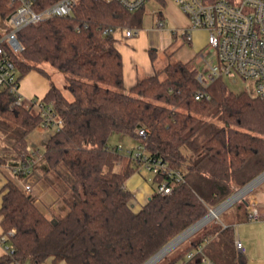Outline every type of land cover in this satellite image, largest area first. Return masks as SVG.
<instances>
[{
  "label": "trees",
  "instance_id": "obj_1",
  "mask_svg": "<svg viewBox=\"0 0 264 264\" xmlns=\"http://www.w3.org/2000/svg\"><path fill=\"white\" fill-rule=\"evenodd\" d=\"M0 0V17L12 12ZM55 0H42V6ZM162 5L165 0H157ZM164 19L163 10L156 12ZM145 5L131 11L117 0H79L73 13L30 24L18 33L14 54L19 80L31 71L47 77L48 64L66 74L69 99L51 83L42 97L62 124L28 175L13 169L31 154L28 137L43 116L34 102H15L0 91V168L9 178L0 208L7 263L144 264L176 236L264 171V101L235 93L224 78L204 85L191 61H170L127 89L117 30L142 28ZM153 55V54H152ZM204 93L196 98L197 93ZM144 129L146 135H139ZM143 145L151 160L181 169L169 194L155 191L139 209L126 181L141 167L130 151L110 144L113 134ZM167 177V175H164ZM163 176L155 175L154 182ZM168 179H171L168 177ZM41 181L65 212L50 216L26 182ZM232 219L206 226L165 264H198L187 253L203 243L215 264H247L236 247V225L249 219V204L236 203Z\"/></svg>",
  "mask_w": 264,
  "mask_h": 264
},
{
  "label": "built area",
  "instance_id": "obj_2",
  "mask_svg": "<svg viewBox=\"0 0 264 264\" xmlns=\"http://www.w3.org/2000/svg\"><path fill=\"white\" fill-rule=\"evenodd\" d=\"M78 1L55 0L42 6V0H10L9 6L12 8V12L5 20L4 29H0V91L8 87L18 104H22L26 100L34 102L35 107L43 116L40 128H51L53 126L59 128L62 121L55 115L52 106L46 104L42 98L27 99L20 92L19 73L14 59V54H19L23 50L18 33L30 24L57 16L71 15ZM117 1L127 9L134 11L145 5L148 0ZM174 1L189 21L187 28L182 29L183 37L187 41H191L190 30L206 29L209 32L208 43L216 52V61L209 64L207 73L198 74L200 82L207 85L219 77L229 78L233 81L242 78L251 82L252 95L264 101V0ZM157 24L159 27H164L166 22L164 19L158 18ZM139 31V28H129L125 30V35L131 37L137 35ZM203 96L204 93L199 92L196 98ZM138 133L142 136L146 135L144 129H139ZM119 148L123 149V145L119 144ZM130 153L154 176H163L160 181L154 182L156 184L155 191L169 194L174 185L183 180L184 172L181 169L171 168L160 159L151 160L145 153L143 145H138ZM41 155L39 149H34L30 155L23 153L25 161L18 164L13 169V173L31 174ZM164 175H167V177ZM168 177L171 179H168ZM24 188L27 193L33 192V185L30 182H26ZM249 208V219H258V208L255 206H249ZM7 239V234L0 237L6 252L11 253V247L7 243ZM207 242L208 238L190 250L187 253V259L198 256V264H215L214 260L205 252ZM236 247L240 252L245 250L243 243L238 238H236ZM26 264L34 263L28 262Z\"/></svg>",
  "mask_w": 264,
  "mask_h": 264
},
{
  "label": "crops",
  "instance_id": "obj_3",
  "mask_svg": "<svg viewBox=\"0 0 264 264\" xmlns=\"http://www.w3.org/2000/svg\"><path fill=\"white\" fill-rule=\"evenodd\" d=\"M156 12L153 14L151 23L145 28H140L137 35L126 37L125 30H117L115 32L116 45L123 56L124 82L127 89L132 87L141 77L153 75L156 70L162 68L170 61L182 60L194 61L195 63L199 53L201 57H204V53L192 44V40L184 41L177 39L178 35H182L183 37L182 29L187 28L189 21L185 24L179 21L173 13L166 12L164 13L166 24L164 27H159ZM185 42H188L189 46H183ZM49 88L50 82L48 79L37 71H31L20 81V92L27 99L32 97L42 98ZM36 133L44 135V130L38 127ZM37 134H34V137ZM51 134L47 135L46 139L42 142L45 146ZM39 144L41 143L33 144L34 147L31 150L39 149L40 154H43L44 152H42ZM114 144H117V142ZM42 157L41 155L38 162L42 160ZM9 178L16 179L9 170L0 168V208ZM126 186L135 194L133 201L135 209H139L145 204L156 190V184H150L146 181L144 176L139 173V170L126 181ZM33 190L35 191L34 186ZM41 190V193L48 191L45 190V187ZM239 195L240 193L236 197ZM255 197L258 203H264L262 194L257 193ZM251 203L253 202L251 201ZM249 206L251 205L249 204ZM260 206L259 218L256 219V222L255 220L247 219L236 225V238L241 240L245 247L244 254L247 257V264H264V204H260ZM53 208H55L53 210H56L54 212H65L60 202H57ZM248 209L250 211V208ZM2 235L3 229L0 222V237ZM5 254L7 252L4 243L0 241V264H17L3 261ZM44 264H67V262H55L52 258H49Z\"/></svg>",
  "mask_w": 264,
  "mask_h": 264
},
{
  "label": "rangeland",
  "instance_id": "obj_4",
  "mask_svg": "<svg viewBox=\"0 0 264 264\" xmlns=\"http://www.w3.org/2000/svg\"><path fill=\"white\" fill-rule=\"evenodd\" d=\"M160 9L163 10L164 13H166V12L173 13L179 21L187 24V21H188L187 16L182 12L180 7L177 5V3L174 0H165L164 5H162L157 0H148L145 3V17H144V22H143V26H142L143 28H145L149 23H151V20L153 18V14H155V12L159 11ZM5 24H6V21H4V19H2V17H0V29L3 30ZM189 32L191 34L192 44L194 46H197L199 49H201L202 53H204V57H201L200 53H199L198 59L196 60L195 63L193 61V63H194L193 65H195L197 67V69L199 70V73L206 74L209 64H212L216 61L215 49L208 43L209 32L206 29H192ZM177 39L178 40H184V41L186 40L184 37H182V35H178ZM183 46H189V43L185 42L183 44ZM44 67L48 71L50 77H47L43 74L42 75L48 79L50 84L51 83L56 84L57 86H59L64 91L65 95L69 99H73L72 93L66 87V85H67L66 74L64 72L48 65V64L44 65ZM224 80L226 81L230 90H232L235 93H240L243 91H248L249 93L252 92L251 82H249L245 79L237 78L236 81H233L229 78H224ZM32 98H34V97H32ZM28 99H31V98H28ZM42 129L44 130V135L37 134L35 131L33 134H31L28 137L30 149H32L34 147L33 144L41 143V144H39V146H40L42 152H44L45 145L42 142L44 141V139H46L47 135H49L50 133H54L58 128L56 126H53L51 128H42ZM34 134H37V135L34 137ZM116 142H117V144L121 143L126 150L130 147H137L138 146V141L136 139H134L128 135H124V134H117V133L113 134L109 140V143L114 144ZM139 173H141L144 176L145 180L148 181L150 184H154V180H153L154 175L149 169H147L146 167H143L141 165V167L139 169ZM43 187H44V184L41 181H36L34 184L35 192L38 195H40V197H41V200L39 201L40 207L43 210L47 211L48 214L51 216L52 215L51 212L53 210H50V207L53 206V202H52L53 198L52 197L55 198V194L47 187L45 188V190H48V191L47 192L44 191L43 193H41L42 192L41 189ZM257 193L262 194V196L264 198V179L260 183H258L254 188H252L250 191H248L243 196V198L238 199L234 204H232L231 206L226 208V210H224L218 217H215V218L209 220L206 224H204L202 227H200L198 230H196L193 234H191L189 237L185 238L178 245H176L174 248H172L162 258H160L155 264H165L169 258L175 256L180 251H183V249L187 246V244L193 238L201 235L205 231L207 225L213 224L216 221L220 222L222 217H224V216L228 219H232L234 214H235V211H234L235 206L234 205L236 203H239L240 201H243V199L247 200L251 206H255L259 210L260 204H264V203H260V202L258 203V201L255 197V194H257ZM251 201L253 203H251ZM255 222H256V220H255Z\"/></svg>",
  "mask_w": 264,
  "mask_h": 264
},
{
  "label": "water",
  "instance_id": "obj_5",
  "mask_svg": "<svg viewBox=\"0 0 264 264\" xmlns=\"http://www.w3.org/2000/svg\"><path fill=\"white\" fill-rule=\"evenodd\" d=\"M264 179V171L259 174L256 178H254L253 180H251L249 183H247L245 186L241 187L240 189H238L237 191H235L230 197H228L225 201H223L222 203H220L218 206H216L215 208H213L212 210H216V209H220L219 213H222L224 210H226V208H228L229 206H231L232 204H234L238 199L243 198V196L250 191L252 188H254L258 183H260L262 180ZM239 197L234 200V201H230L231 198H233L234 196H236L237 194H239ZM243 201L248 204L249 202L245 199H243ZM210 210L208 212V214L212 211ZM208 214H206L204 217H202L200 220H198L196 223H194L193 225H191L189 228H187L186 230H184L182 233H180L178 236H176L173 240H171L168 244H166L161 250H159L154 256H152L147 262H145L144 264H148L152 259H154L158 254H160L164 249H166L168 246H170L173 242H175L180 236H182L184 233H186L187 231L191 230L194 226H196L200 221H202ZM196 230H193L188 236H186L185 238L189 237L191 234H193ZM185 238H183L182 240H180L178 243H176L172 248H174L176 245H178L181 241H183ZM171 248V249H172ZM170 249V250H171ZM169 250V251H170ZM168 251V252H169ZM166 254V253H165ZM164 254V255H165ZM164 255H162L161 257H159L155 263L162 258ZM153 263V264H155Z\"/></svg>",
  "mask_w": 264,
  "mask_h": 264
},
{
  "label": "bare ground",
  "instance_id": "obj_6",
  "mask_svg": "<svg viewBox=\"0 0 264 264\" xmlns=\"http://www.w3.org/2000/svg\"><path fill=\"white\" fill-rule=\"evenodd\" d=\"M238 195V194H237ZM239 197V196H238ZM238 197L234 196L233 198L230 199L229 203L231 201L236 200ZM219 210L220 209H216V210H212L202 221H200L196 226H194L191 230L187 231L186 233H184L182 236H180L175 242H173L170 246H168L166 249H164L160 254H158L154 259H152L148 264H151L152 262L155 263V261L161 257L162 255H164L165 253H167L176 243H178L180 240H182L183 238H185L186 236H188L193 230L195 229H199L200 227H202L204 224H206L209 220L217 217L219 214ZM152 263V264H153Z\"/></svg>",
  "mask_w": 264,
  "mask_h": 264
}]
</instances>
